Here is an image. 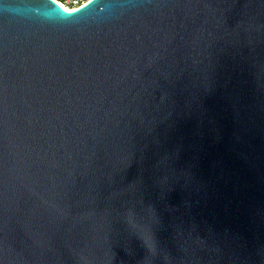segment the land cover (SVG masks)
I'll use <instances>...</instances> for the list:
<instances>
[{
	"label": "water",
	"instance_id": "1",
	"mask_svg": "<svg viewBox=\"0 0 264 264\" xmlns=\"http://www.w3.org/2000/svg\"><path fill=\"white\" fill-rule=\"evenodd\" d=\"M0 264H264V0H0Z\"/></svg>",
	"mask_w": 264,
	"mask_h": 264
},
{
	"label": "built area",
	"instance_id": "2",
	"mask_svg": "<svg viewBox=\"0 0 264 264\" xmlns=\"http://www.w3.org/2000/svg\"><path fill=\"white\" fill-rule=\"evenodd\" d=\"M59 6L67 8L69 11H74L90 0H52Z\"/></svg>",
	"mask_w": 264,
	"mask_h": 264
},
{
	"label": "bare ground",
	"instance_id": "3",
	"mask_svg": "<svg viewBox=\"0 0 264 264\" xmlns=\"http://www.w3.org/2000/svg\"><path fill=\"white\" fill-rule=\"evenodd\" d=\"M61 9H62V11H63L64 13H68V12H69V10H68L67 8H65V7H62V6H61Z\"/></svg>",
	"mask_w": 264,
	"mask_h": 264
}]
</instances>
